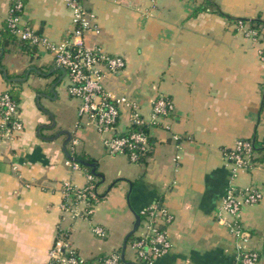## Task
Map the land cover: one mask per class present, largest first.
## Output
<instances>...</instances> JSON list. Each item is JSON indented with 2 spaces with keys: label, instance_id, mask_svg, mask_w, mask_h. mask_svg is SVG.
I'll return each mask as SVG.
<instances>
[{
  "label": "crops",
  "instance_id": "1",
  "mask_svg": "<svg viewBox=\"0 0 264 264\" xmlns=\"http://www.w3.org/2000/svg\"><path fill=\"white\" fill-rule=\"evenodd\" d=\"M13 1L0 0V92L15 95L23 126L5 132L0 112V264H44L58 230L85 264H101L112 252L119 264H241L240 245L264 264V28L253 39L238 26L240 19L264 20V0H81L92 15L85 45L126 61L118 73L105 72L104 88L138 101L148 120L156 96L172 102L169 115L150 125L153 149L138 162L108 153L104 134L78 123L80 99L68 93V75L53 53L9 30ZM22 1L20 25L53 42L69 36L71 11L62 0ZM128 122L122 107L117 128ZM240 138L257 149L233 178L223 148ZM65 150L96 163L101 197L91 208L64 194L66 181L84 187L89 172L78 160L72 169ZM232 182L262 192L239 212L242 239L218 218ZM148 205L170 214L159 218L170 247L143 258L131 236L145 234ZM136 214L140 222L124 246Z\"/></svg>",
  "mask_w": 264,
  "mask_h": 264
},
{
  "label": "built area",
  "instance_id": "2",
  "mask_svg": "<svg viewBox=\"0 0 264 264\" xmlns=\"http://www.w3.org/2000/svg\"><path fill=\"white\" fill-rule=\"evenodd\" d=\"M71 11L72 29L67 38L60 42H53L46 36L33 30L28 24L20 25V13L23 5L22 0H14L6 18L8 27L18 38L32 45L42 46L53 53L55 61L66 71L69 82L68 93L72 97L80 99L78 107V123L83 122L94 126L100 133L104 134L103 143L110 154L123 153L131 161H139L140 152L148 147L147 133L144 131L128 130L131 124L156 123L160 117L168 116L172 110V102L166 96L160 94L154 98L151 106L149 120L141 113L140 104L135 99L126 95H115L104 88L102 77L106 73L116 74L125 66V58L120 54H107L97 52L83 42V36L91 27L92 15L85 9L81 0H62ZM238 26L243 33L253 39L259 37L256 30L238 20ZM100 66H103L102 69ZM122 107L126 108L129 122L128 126L119 130L117 123L122 114ZM0 112L5 125V132L13 133L22 130V122L18 115V102L12 97L8 90L0 92ZM168 125L166 124V127ZM78 143L76 138L72 139V146ZM226 159L231 165L233 178L239 170L251 163L254 151L252 142L248 138L237 139L230 148H223ZM176 160L179 154L175 156ZM72 169H79L76 160L66 161ZM87 183L84 187H76L70 181L63 185L66 197L73 195L78 201L87 204L88 193L94 197L95 187L90 180L91 173L86 172ZM262 198V192L255 186L238 189L234 182L228 184L224 190L221 205L219 207V221L226 224L239 237L243 233L238 224L239 212L243 205L258 202ZM64 209H70L76 214V210L64 204ZM142 213L147 217L146 231L142 237L132 245L140 257L147 258L148 252L164 253L170 247L163 226L160 225V217L164 221L170 220L171 216L162 208L148 205L143 208ZM93 231L103 236L105 228L94 226ZM239 260L241 264H255L259 258L256 250L245 248L240 245ZM120 254L112 252L100 259L101 264H119ZM44 264H85V258L78 253L72 242L58 230L53 244L49 249L48 258Z\"/></svg>",
  "mask_w": 264,
  "mask_h": 264
},
{
  "label": "trees",
  "instance_id": "3",
  "mask_svg": "<svg viewBox=\"0 0 264 264\" xmlns=\"http://www.w3.org/2000/svg\"><path fill=\"white\" fill-rule=\"evenodd\" d=\"M240 20H242V21H244V22H247L248 25H249V27L252 28V29H254V30H256L257 33L261 32L262 29L264 28V20H263V19L256 18V19H240ZM8 28H9V27H8ZM9 30H10V28H9ZM10 31H11V30H10ZM31 45H32V44H31ZM8 91L10 92V90H8ZM10 93H11L12 97H13L16 101H18L17 98L15 97V95H13L12 92H10ZM149 127H150V125L147 124V123L131 124V125L128 126V130H129V131L137 130V131H144V132L147 133L148 147H146L144 151L140 152L139 161H143V160H145L146 157L149 156V155L151 154L152 149H153V139H152V137H151L150 134H149V131H148V130H149ZM250 140H251V142H252V149H253V151H254L255 149H257V148H256V145H255V143H254V140H252V139H250ZM76 158H78V161H79L80 165H81L82 167H84L86 170H88L89 173H91L92 176H93V179L90 180V183H89V184H92V187H91L90 189H93L94 187H95V189H96L98 179H97L95 173H94V172H91V170H90V166H89L88 164L84 163V161H85V162H90V161L87 160V158H85V157L82 156V155H76ZM96 191H97V190H96ZM88 196H89V197H88V199H87V204H86V206H87L88 208H91V207L94 205V203H95L98 199H100V197H101V193H99V192L97 191V192H96V195H95L94 197L90 196L89 193H88ZM158 226L161 227V225H158ZM141 237H142L141 235H138V236L132 235V236H131V240H132V242H134V241L140 239ZM147 255H148V254H147ZM120 261H121V258H120Z\"/></svg>",
  "mask_w": 264,
  "mask_h": 264
},
{
  "label": "water",
  "instance_id": "4",
  "mask_svg": "<svg viewBox=\"0 0 264 264\" xmlns=\"http://www.w3.org/2000/svg\"><path fill=\"white\" fill-rule=\"evenodd\" d=\"M65 152H66V154H67V156H68L69 158H72V159L78 160V158H76L75 156H72V155L68 152V150H65ZM84 163L90 165V166L92 167V172L96 173V172H95V168H96V163H95V162H85V161H84ZM139 222H140V215H139V214H136V221H135V223L133 224L132 229H131V230L126 234V236H125L124 244H123L124 246H125V243H126V241H127L128 236H129V235H130V234H131V233L137 228ZM121 257H122V259H123V251H122V253H121Z\"/></svg>",
  "mask_w": 264,
  "mask_h": 264
}]
</instances>
